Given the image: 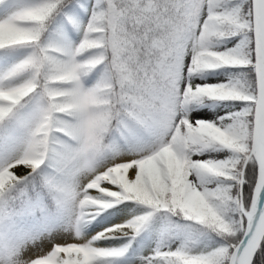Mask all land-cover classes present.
I'll return each mask as SVG.
<instances>
[{"label": "snow or ice", "instance_id": "6c2138e0", "mask_svg": "<svg viewBox=\"0 0 264 264\" xmlns=\"http://www.w3.org/2000/svg\"><path fill=\"white\" fill-rule=\"evenodd\" d=\"M0 264H264V0H0Z\"/></svg>", "mask_w": 264, "mask_h": 264}, {"label": "rangeland", "instance_id": "374dc122", "mask_svg": "<svg viewBox=\"0 0 264 264\" xmlns=\"http://www.w3.org/2000/svg\"><path fill=\"white\" fill-rule=\"evenodd\" d=\"M17 171H23V169H17ZM55 242H57V243H64L65 242V238H63V237H56L55 238ZM44 248H45V250H47L49 248V245L47 243H45ZM31 252H32V249H29V251L26 252L25 255L26 256L27 255H30Z\"/></svg>", "mask_w": 264, "mask_h": 264}]
</instances>
